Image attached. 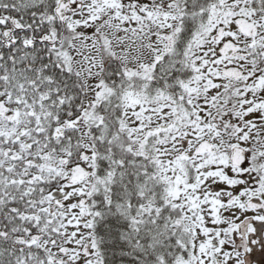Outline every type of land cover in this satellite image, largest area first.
Here are the masks:
<instances>
[{"label": "snow or ice", "instance_id": "6c2138e0", "mask_svg": "<svg viewBox=\"0 0 264 264\" xmlns=\"http://www.w3.org/2000/svg\"><path fill=\"white\" fill-rule=\"evenodd\" d=\"M257 246L264 0H0V264Z\"/></svg>", "mask_w": 264, "mask_h": 264}, {"label": "flooded vegetation", "instance_id": "af4514ba", "mask_svg": "<svg viewBox=\"0 0 264 264\" xmlns=\"http://www.w3.org/2000/svg\"><path fill=\"white\" fill-rule=\"evenodd\" d=\"M251 264H264V250L260 247H255L254 251L249 254Z\"/></svg>", "mask_w": 264, "mask_h": 264}]
</instances>
